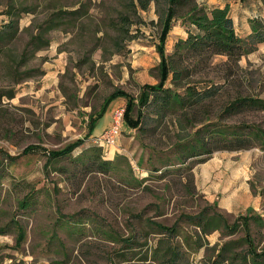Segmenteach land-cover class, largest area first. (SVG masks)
<instances>
[{"label": "rangeland", "instance_id": "1", "mask_svg": "<svg viewBox=\"0 0 264 264\" xmlns=\"http://www.w3.org/2000/svg\"><path fill=\"white\" fill-rule=\"evenodd\" d=\"M196 1L204 6L219 2ZM9 2L30 10L21 12L16 38L0 53V89L15 90L13 98L0 100V231L4 229L0 264H156L150 247L159 235L145 224L171 225L181 213L196 214L213 205L197 190L193 172L206 155L188 158L183 151L184 144L194 142V131L207 124L264 129L260 111L221 117L222 107L238 95L264 99V49L240 58L229 74L220 55L183 62L190 69L182 73L183 83L200 88L211 83L218 90L172 112L148 103L142 108L139 128H129L123 121L114 143L107 144L99 138L111 125L115 109L126 101L116 97L100 116L93 115L91 133L81 145L66 157L48 160L49 150L89 134V114L113 90L137 97L144 84L159 81L156 44L165 3L149 0L142 9L137 0H0V27L9 19L3 13ZM75 7L82 9L78 15L63 13L45 23L58 9ZM49 24L55 27L48 30ZM38 33L48 45L30 44ZM186 36V26L178 17L166 53L172 55L176 40ZM27 70L28 78L23 74ZM166 86L173 87L170 81ZM132 114L136 116V108ZM206 136L205 128L201 138ZM220 144L216 140L207 146L218 151ZM28 145L33 148L23 154ZM252 153L258 158L252 161L255 172L249 188L252 195L262 197V208L244 203L238 213L221 211L217 205L215 209L229 224L238 216H259L250 220L249 230L260 251L264 248V152ZM80 158L110 160L111 166L90 171V164L84 166ZM28 193L34 198L23 208L19 201ZM18 224L25 237L16 245ZM133 235L138 245H124ZM244 235L242 227L234 233L224 227L211 232L205 246L189 253V264H219L217 249L233 240L229 256L244 250ZM124 247L130 248L125 257L120 251Z\"/></svg>", "mask_w": 264, "mask_h": 264}, {"label": "trees", "instance_id": "2", "mask_svg": "<svg viewBox=\"0 0 264 264\" xmlns=\"http://www.w3.org/2000/svg\"><path fill=\"white\" fill-rule=\"evenodd\" d=\"M149 0H137L142 9H146ZM159 2V0H154ZM164 10L160 18V29L156 50L160 56L158 63L159 81L155 84L146 83L137 97L130 93L115 89L104 99L100 108L89 114L87 127L89 134L84 138H77L66 146L56 150L48 151V160H54L70 155L75 148L83 143L89 137L91 129L95 123L93 115L100 116L105 110L106 105L116 97L125 98L123 121L129 128H139L142 118V108L148 103L158 104L165 112H172L180 108H186L190 103H196L203 97L213 95L219 86L208 84L205 87H197L191 83L182 82V73L190 72L183 62L192 58L211 59L213 56H223L229 65V72L238 67V61L243 56L255 51L258 45L264 42V20L261 18H252L249 20L250 32L245 35H239L236 31L234 22L229 14V6H204L197 3L196 0H163ZM29 7L24 5L16 6L13 2L7 3L3 13L8 16V21L0 27V53L5 45L16 38L19 31V19L21 12L29 11ZM82 10L80 7L73 9H58L54 15L49 17L45 23H50L60 18L63 13H69L76 16ZM182 11V13H181ZM180 17L186 26L187 36L176 40L172 55L166 53V41L169 32L172 29L173 22ZM54 25H48L47 29L54 28ZM48 40L44 39L40 33L31 38L30 44L37 46L48 45ZM181 65V67H180ZM31 72V71H30ZM25 77H29V70L23 72ZM187 76V75H186ZM171 82L173 87L166 86ZM19 81H16L18 83ZM180 89L183 91L180 92ZM15 96V90L0 89V100L3 97L11 99ZM136 108V116L133 117V110ZM244 111H260L264 113V99L254 95H238L228 101L221 111V117L235 115ZM206 128L208 136L201 138L202 130ZM194 142L183 145V151H186V157H197L206 155L198 162L206 160L215 149L207 146L210 141L220 142L217 150H244L250 148H259L264 150V129L257 125H224L207 124L204 127L197 128L194 131ZM33 148L28 145L23 149L26 154ZM9 160L14 159L6 155ZM84 166L89 165V170L99 169L105 171L111 166L110 160L98 158L96 162L93 159L83 161ZM92 160V161H91ZM181 161L180 165H184ZM96 166V167H93ZM172 166V165H171ZM157 170V169H155ZM33 194H26L19 201V205L28 208ZM213 205H205L196 214L181 213L179 218L171 225L160 222L148 221L145 225L155 230L159 235L155 243L150 247V257L156 264H189V253L199 250L205 246L207 236L222 227L234 233L239 227L245 230L244 244L245 249L236 253L232 252L233 240L225 241L217 249L216 257L219 258V264H264V248L257 250L252 237H250L249 222L260 217H237L232 224H229L223 213L216 210ZM214 209V210H213ZM182 222H186L194 227L188 230ZM0 232H4L2 229ZM25 237L24 229L17 225L16 245H19ZM123 243L129 247H136L138 239L131 236ZM125 248V247H124ZM121 249V256L125 257L126 252ZM146 256V255H144ZM126 257L124 260H129ZM218 262V261H217ZM107 264V263H105Z\"/></svg>", "mask_w": 264, "mask_h": 264}, {"label": "crops", "instance_id": "3", "mask_svg": "<svg viewBox=\"0 0 264 264\" xmlns=\"http://www.w3.org/2000/svg\"><path fill=\"white\" fill-rule=\"evenodd\" d=\"M231 1L234 0H219V2L216 1L217 3L208 2L205 5L222 7L228 4L229 14L236 31L242 36L250 32V19L264 20V0H240V2L237 0L234 4ZM202 2L205 1L202 0ZM261 49H264V42L260 43L253 52ZM248 150L249 153L236 155L238 157L233 159L236 157L233 155L236 151L246 152ZM253 151H256L258 155L264 152L256 147L244 150L214 151L193 169L197 190L209 200V203H215L219 210L227 213H238L237 211L241 210L244 203H253L255 208H262V197L252 195L249 188L251 175L255 172L252 161L258 158L252 153Z\"/></svg>", "mask_w": 264, "mask_h": 264}, {"label": "built area", "instance_id": "4", "mask_svg": "<svg viewBox=\"0 0 264 264\" xmlns=\"http://www.w3.org/2000/svg\"><path fill=\"white\" fill-rule=\"evenodd\" d=\"M123 113V107H118L115 109L112 115V123L110 127L103 133L102 137L99 138L100 141H102L103 143L106 142L107 144L114 143V139L119 133L123 123Z\"/></svg>", "mask_w": 264, "mask_h": 264}]
</instances>
